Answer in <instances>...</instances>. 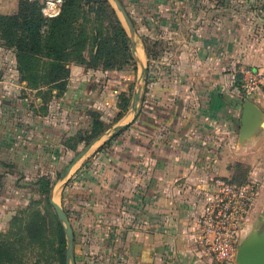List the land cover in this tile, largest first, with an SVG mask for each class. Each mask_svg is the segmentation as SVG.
<instances>
[{
  "label": "crops",
  "instance_id": "1",
  "mask_svg": "<svg viewBox=\"0 0 264 264\" xmlns=\"http://www.w3.org/2000/svg\"><path fill=\"white\" fill-rule=\"evenodd\" d=\"M175 18L172 15L165 21L170 22L162 31L168 47L161 53L156 52L159 57L155 67L159 71L154 80L147 76L151 58L147 57L145 48L136 47L140 74L137 69L134 82L140 75L142 84L150 87L143 101L144 108L132 114L127 109L117 120L113 119L112 124H118L107 126L80 150L79 154L85 153L75 160L68 174L63 173L59 178L58 185L61 188L63 184L65 188L80 158L94 146L112 142L106 157L94 158L97 165L94 172L78 176L79 188L76 189V207L80 214L89 215L93 221L97 218L92 222L98 223L92 224L96 230L108 225L107 242L88 248H92V253L97 250V259L103 254L108 264L218 263L208 255L201 258L192 240L203 194L213 178L229 172L228 162L239 149L253 144L261 134L258 132L239 141L242 105L239 110L237 105H229L234 98L226 93L229 77L223 74L225 63L216 46L219 36L212 39V35H207V23L202 20L181 26ZM162 23V26L166 24ZM2 51L9 49L0 46V53ZM11 53L13 60H0L2 117L9 111L19 112L20 106L34 116H50V102L47 110L40 108L44 104L41 96L20 80L15 55L12 50ZM257 71L264 74L262 70ZM8 73L11 76H7ZM152 81L154 90L149 85ZM31 93L35 95L34 101ZM63 96L53 97L52 102ZM261 96L255 94L250 99L255 103L254 99L260 100ZM236 97L238 95L235 100ZM123 128H127L125 135L113 142ZM62 139L61 145L65 147ZM66 177L68 180L63 179ZM254 179L260 183L256 205L264 191V181ZM54 199L58 202L56 188ZM88 221L82 220L83 223ZM84 246L79 245L81 250Z\"/></svg>",
  "mask_w": 264,
  "mask_h": 264
},
{
  "label": "rangeland",
  "instance_id": "2",
  "mask_svg": "<svg viewBox=\"0 0 264 264\" xmlns=\"http://www.w3.org/2000/svg\"><path fill=\"white\" fill-rule=\"evenodd\" d=\"M39 1H43L44 16L52 17L59 13L61 0ZM117 1L132 27L128 25L115 2L109 0L128 33L131 41L130 50L135 61L139 60L136 55V47L139 45L143 50L146 44L150 50L152 48L154 50V56L149 60L150 69L147 70L149 72L147 76L151 77V80H154L156 72L159 71L155 67V61L159 57L155 52L161 53L168 47L166 38L162 37V31L169 27L170 22L165 21L175 15L174 20L178 25L189 26L201 23L202 20L203 23H207V35H212V39L219 36L216 46L219 48L221 61L225 63L223 74L229 77L226 93L236 101L235 103L231 99L229 105L233 107L237 105L236 108L239 110L242 99L252 98L246 96L243 91L241 72L246 69L264 72V0H120L121 3ZM82 2L86 12V19L83 20L85 28L92 29L97 26L98 36L107 42L109 47L107 51L110 52L113 42L109 38L111 23L107 14L98 11L100 6L98 0ZM18 3L19 0H0V15L16 13ZM162 22L166 24L162 26ZM87 44L89 45L83 51L84 62L80 64L72 61L68 65L69 77L63 94L65 97L60 100L54 99L52 102L51 94L46 93L48 99H51L50 103L48 102L50 116L44 118L34 116L21 106L19 112L9 111L4 117L0 113V249L7 250L4 264H58L49 244L51 239L56 238L54 217L56 212L52 204L47 202L50 191L48 194L41 191L38 177L46 175L57 181L63 175L66 165L76 153L61 145V138L64 140V136L68 138L81 132L88 133L96 115L104 125L109 126L108 128L118 124H112L118 113L116 95L123 89L127 90L129 83L134 80V73L130 65L125 66L122 71H109L105 67L109 56L105 55L96 61L94 53L97 46L93 47L91 40ZM2 53L0 60L9 62L14 59L10 49ZM137 69L140 74V66H137ZM7 76H11L10 73ZM153 84V81L152 84L149 82L154 90ZM148 88L150 87L142 84L139 75L128 112L132 114L134 110L144 108L143 101L148 90L150 91ZM240 90L243 94L242 99L239 96ZM236 95L238 97L235 100ZM261 95L260 100L253 99L264 111V94ZM30 98L34 101L35 95L31 93ZM221 99L223 101L222 96ZM59 124L61 127H58ZM260 132V136L253 144L239 149L237 155L228 162L229 172L219 177L237 184L254 178H261L264 181V126ZM125 133L126 130L112 141L119 140ZM111 143L90 149L75 164L73 175L65 188L63 184L61 188L59 185L56 187L58 203L61 206L64 204L68 210L74 228L73 242L77 245L74 258L77 264H108L103 254L97 259V250L94 249L92 253V248L88 249L92 246L91 243L101 238L102 233L92 225L98 224L92 223L97 221V218L93 221L89 215L85 217V214L78 212L76 189L79 188L78 176L83 172L93 171L97 166L94 158L106 157L111 149ZM85 147V143H80L77 151ZM67 178L63 179L68 180ZM37 213L43 217L45 224L41 233L44 239L41 242L33 237L37 230L33 226ZM86 219L89 221L83 223L82 220ZM34 225H39V218ZM263 228L264 191L249 214L243 238L255 230L260 232ZM103 235L107 233L104 232ZM83 238L87 242H83ZM80 244L85 245L82 250ZM196 248L201 258H207L199 247Z\"/></svg>",
  "mask_w": 264,
  "mask_h": 264
},
{
  "label": "trees",
  "instance_id": "3",
  "mask_svg": "<svg viewBox=\"0 0 264 264\" xmlns=\"http://www.w3.org/2000/svg\"><path fill=\"white\" fill-rule=\"evenodd\" d=\"M83 0H61L60 11L56 16H44L43 1L39 0H19L17 12L12 15H0V46L12 50L15 55L16 66L21 81L26 82V86L41 96L44 104L40 105L42 110H47V94L53 97H61L66 91L67 79L69 77L68 65L75 61L82 64L83 51L87 47L89 40L92 46H97L94 53L95 60H100L103 56H109L105 67L109 71H122L125 66L130 65L135 74L137 71V62L131 53V41L126 29L124 28L117 11L109 0H98L100 6L98 11L106 13L111 23L108 31L109 38L113 42V48L107 51L108 44L98 36L99 28L94 26L92 29L85 28L83 20L86 19V12L83 7ZM120 2V0H119ZM121 3V2H120ZM100 13V15L102 14ZM147 57L154 56V50L144 45ZM156 54V52H155ZM135 82L129 83L127 90H122L116 95V106L118 113L114 118L117 120L129 108L134 93ZM47 89V90H45ZM140 111V110H139ZM94 115H92V118ZM107 129L96 115L91 122L88 133L81 132L77 136L64 137L63 144L68 149L75 151V156L69 161L66 167L79 154L77 146L80 143L90 144L96 137L101 135ZM127 128L121 129L115 136L119 137ZM41 191L48 194L56 182L46 175L38 177ZM79 195V194H78ZM63 197V196H62ZM47 202H49L47 196ZM50 205V204H49ZM73 229L70 215L64 204H62ZM79 213H82L80 209ZM56 219L55 240L49 241L50 249L57 257L58 264H66V238L62 224ZM33 226L37 229L33 237L43 241L41 236L43 232V217L38 213ZM39 218V225L34 222ZM108 225L104 228H97L102 234L100 239H96L92 246L104 245L108 240ZM107 235H103V233ZM105 238V239H104ZM83 242H87L83 238ZM91 246V247H92ZM74 249L76 243L74 242ZM7 250L0 249V264H4ZM75 259V258H74ZM77 264L76 259L74 260ZM89 262V261H88Z\"/></svg>",
  "mask_w": 264,
  "mask_h": 264
},
{
  "label": "built area",
  "instance_id": "4",
  "mask_svg": "<svg viewBox=\"0 0 264 264\" xmlns=\"http://www.w3.org/2000/svg\"><path fill=\"white\" fill-rule=\"evenodd\" d=\"M242 73L246 96L264 94V74L249 69ZM211 181L203 194L192 240L215 262L233 264L249 214L259 195L260 183L251 179L237 184L221 177Z\"/></svg>",
  "mask_w": 264,
  "mask_h": 264
},
{
  "label": "water",
  "instance_id": "5",
  "mask_svg": "<svg viewBox=\"0 0 264 264\" xmlns=\"http://www.w3.org/2000/svg\"><path fill=\"white\" fill-rule=\"evenodd\" d=\"M117 8L122 13V16L130 27L131 24L128 20L127 15L122 10L117 0H113ZM264 126V114L262 110L257 106L251 99L245 98L242 103V112L240 118V130H239V141L242 142L245 139L257 134L261 131ZM117 130L110 134L109 137L113 136ZM99 139V138H98ZM85 153L82 152L69 164L64 172V176L68 174L72 168L75 160ZM58 179L53 187L50 189L49 202L54 207L57 217L63 226L65 238H66V264H75L74 259V242H73V229L71 223L62 208V206L54 199V190L59 184ZM235 261L237 264H264V228L257 232L256 230L250 234H247L241 243L239 244L236 252Z\"/></svg>",
  "mask_w": 264,
  "mask_h": 264
},
{
  "label": "bare ground",
  "instance_id": "6",
  "mask_svg": "<svg viewBox=\"0 0 264 264\" xmlns=\"http://www.w3.org/2000/svg\"><path fill=\"white\" fill-rule=\"evenodd\" d=\"M58 187V186H57Z\"/></svg>",
  "mask_w": 264,
  "mask_h": 264
}]
</instances>
